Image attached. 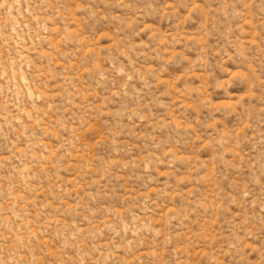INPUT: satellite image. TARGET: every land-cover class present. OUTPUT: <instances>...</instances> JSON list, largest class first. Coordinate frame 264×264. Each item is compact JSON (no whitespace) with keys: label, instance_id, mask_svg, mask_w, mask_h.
I'll use <instances>...</instances> for the list:
<instances>
[{"label":"rangeland","instance_id":"obj_1","mask_svg":"<svg viewBox=\"0 0 264 264\" xmlns=\"http://www.w3.org/2000/svg\"><path fill=\"white\" fill-rule=\"evenodd\" d=\"M0 264H264V0H0Z\"/></svg>","mask_w":264,"mask_h":264}]
</instances>
